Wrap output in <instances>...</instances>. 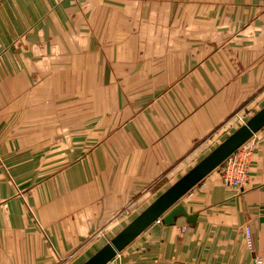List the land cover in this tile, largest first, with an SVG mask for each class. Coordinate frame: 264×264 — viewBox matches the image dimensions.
Instances as JSON below:
<instances>
[{"label":"crops","instance_id":"crops-1","mask_svg":"<svg viewBox=\"0 0 264 264\" xmlns=\"http://www.w3.org/2000/svg\"><path fill=\"white\" fill-rule=\"evenodd\" d=\"M263 101L264 0H0V264H78ZM248 143L241 187L213 170L177 202L195 222L107 264H264Z\"/></svg>","mask_w":264,"mask_h":264},{"label":"water","instance_id":"water-1","mask_svg":"<svg viewBox=\"0 0 264 264\" xmlns=\"http://www.w3.org/2000/svg\"><path fill=\"white\" fill-rule=\"evenodd\" d=\"M263 127L264 105L161 192L109 241L81 264H107L158 218L161 219L164 225L175 224V220L179 215L184 216L190 224L195 222L197 214H188L184 206L177 202L193 186L220 165L227 156Z\"/></svg>","mask_w":264,"mask_h":264},{"label":"built area","instance_id":"built-area-1","mask_svg":"<svg viewBox=\"0 0 264 264\" xmlns=\"http://www.w3.org/2000/svg\"><path fill=\"white\" fill-rule=\"evenodd\" d=\"M248 141L249 140L234 150L216 167L224 185L241 187L246 181L249 162L253 154L252 144H249ZM155 222L160 223L161 219L158 218ZM244 235L247 248L251 252H254L253 238L249 226L244 228ZM117 254L115 256H117ZM253 262L254 264H262V259L255 254V252Z\"/></svg>","mask_w":264,"mask_h":264},{"label":"rangeland","instance_id":"rangeland-1","mask_svg":"<svg viewBox=\"0 0 264 264\" xmlns=\"http://www.w3.org/2000/svg\"><path fill=\"white\" fill-rule=\"evenodd\" d=\"M264 105V101L261 102L258 106H256L255 109H253V111H251V113H254L257 109H259L260 107H262ZM252 114H247L244 115L242 117V120L240 122H242V124L251 116ZM214 170L218 171L217 168H215ZM219 173V172H218ZM164 188H162L161 190H163ZM160 190V191H161ZM138 210H136L135 212L137 213ZM134 212L133 216L130 218H127L125 220L120 221V223L117 225L116 228H113L111 230H107V232H102L100 233V238L96 239V246L93 250H90L89 253L87 255H85L83 258H81L79 260V263H81L82 261H84L85 259H87L92 253H94L98 248H100L103 244H105L107 241H109L122 227H124L131 219H133L134 215L136 214ZM99 234V233H98ZM97 238V237H96ZM92 239H95V237H93ZM112 260V259H111ZM78 263V264H79Z\"/></svg>","mask_w":264,"mask_h":264}]
</instances>
